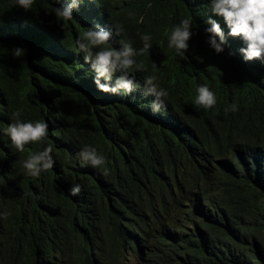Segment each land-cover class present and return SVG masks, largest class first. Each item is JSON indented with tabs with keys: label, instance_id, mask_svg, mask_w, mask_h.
I'll use <instances>...</instances> for the list:
<instances>
[{
	"label": "trees",
	"instance_id": "1",
	"mask_svg": "<svg viewBox=\"0 0 264 264\" xmlns=\"http://www.w3.org/2000/svg\"><path fill=\"white\" fill-rule=\"evenodd\" d=\"M59 7L0 0V264H264V61L244 60L210 0H84L71 20ZM186 18L179 55L168 36ZM208 19L224 30L220 54ZM97 24L117 50L152 37L150 54L134 57L142 69L129 70L131 94L93 83L77 40ZM150 75L166 110L143 94ZM202 85L216 95L210 109L195 104ZM16 112L46 121L48 137L17 151L6 134ZM49 144L53 168L30 177L23 161ZM85 146L105 156L107 175L78 158Z\"/></svg>",
	"mask_w": 264,
	"mask_h": 264
},
{
	"label": "clouds",
	"instance_id": "2",
	"mask_svg": "<svg viewBox=\"0 0 264 264\" xmlns=\"http://www.w3.org/2000/svg\"><path fill=\"white\" fill-rule=\"evenodd\" d=\"M84 0H54L61 7L54 8L56 17L62 20L73 19V11L78 9ZM92 2V0H89ZM34 0H16V6L28 11ZM211 13L222 18L228 29L227 35L231 38L240 39L246 47L240 49L245 61H264V0H210ZM210 27L205 29L209 35L208 45L216 54L224 51L226 36L220 24L214 19L206 21ZM192 20L186 18L173 26L168 36V47L176 50L177 54L184 55L188 51V41L192 37ZM119 34V32L117 33ZM112 33L100 25L84 30L82 36L77 40L79 50L84 53L83 61L90 65L94 73L93 83L98 91L111 95L121 93L131 94L139 85L130 78L129 70L135 65L137 70L143 65H136L134 57L137 55L150 54L152 48L150 35L141 36L143 47L137 51L131 41H119V50L110 46ZM93 49H99L93 52ZM15 57H21L24 50L15 48L12 50ZM118 74V75H117ZM115 77V79H114ZM145 96L153 97L151 104L153 112L166 110L165 99L168 92L160 88L155 75L147 76L144 80ZM217 103L216 95L206 85L199 86L195 97V104L205 109L214 107ZM237 105L233 103L225 111H237ZM14 122L6 127V134L10 143L19 152L25 150L29 144L42 143L48 137V123L43 120L23 122L20 113H14ZM52 145L49 144L43 150L33 152L23 161L22 167L30 177L38 178L42 172L52 169L54 161L51 156ZM78 158L85 165L93 168H103L104 174H108L105 167L107 160L95 147L85 146L77 153ZM81 187L74 184L69 190L71 196L79 195ZM5 218L9 212L2 214Z\"/></svg>",
	"mask_w": 264,
	"mask_h": 264
}]
</instances>
